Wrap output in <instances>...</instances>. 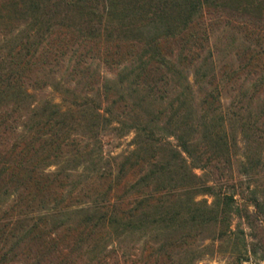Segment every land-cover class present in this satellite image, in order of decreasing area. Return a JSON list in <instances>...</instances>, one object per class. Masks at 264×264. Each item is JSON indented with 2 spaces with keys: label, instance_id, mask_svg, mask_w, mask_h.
<instances>
[{
  "label": "trees",
  "instance_id": "obj_1",
  "mask_svg": "<svg viewBox=\"0 0 264 264\" xmlns=\"http://www.w3.org/2000/svg\"><path fill=\"white\" fill-rule=\"evenodd\" d=\"M97 3L98 0H0V131L8 129L13 112L24 110L18 114L19 129L12 139H3L0 134V200L14 197L2 207L7 217L0 219V238L8 242L0 245V264L16 260L32 241L37 248L33 254L24 253L32 258L26 264H76L81 250L89 253L87 260H100L113 236H118V264H124L129 255L132 243H126L128 238H141L145 243L152 239L155 244L156 259L152 263L140 259L138 264H197L207 251L204 245L195 244V239L208 238L211 244L229 240L234 233L233 214H238L250 228L256 224L254 220L264 221V184L252 177L264 171V167L257 169V163L264 165V159L253 163L242 152V172L255 182L247 186L248 201L241 204L235 202L234 192L217 191L208 177L193 169L204 166L211 157L234 156L237 130L247 145V130L254 131V122L264 115V97L255 110L248 108L239 113L242 105L238 102L245 96L249 104L254 93L238 91L237 100L223 112L208 116L206 107L216 108L213 103L218 99L217 86L206 90L198 102H193V87L198 90L197 84L208 76L211 60L203 58L195 64L189 79L182 47L186 40L198 37L199 29L204 30L208 10L221 14L224 8H230L264 18V0ZM18 21L17 29L10 30L8 24ZM74 32L85 42L94 40L105 55L116 53L113 61L123 62L116 76L104 77L102 97L108 103L104 110L109 112L117 98L134 94V111L126 118L113 117L120 127L133 128L134 134L132 146L118 159L115 173L98 171L99 176H106L107 183L99 182L94 195L70 206L61 203L65 197L61 189L56 192L54 188L63 184L58 176L70 175L65 173L70 169V159L83 155L88 145H75L73 134L79 125L93 130L100 119L106 124L111 117L99 110L98 103L86 93H78L60 75L55 77L51 67L36 79L37 83H27L24 78L26 69L50 63V54L57 58L63 52L64 40ZM173 38L175 43L183 40L174 56L169 46ZM262 83L264 71L249 88L254 91ZM44 84L58 93L60 101L37 89ZM170 88L175 90L174 95L165 101L164 108H155L153 104L162 101ZM69 92L74 96L69 97ZM5 103L9 106L6 111L1 109ZM63 145L75 148L61 159L58 156ZM94 155L96 160L100 158L99 153ZM48 162L56 163L57 168L45 171L42 167ZM75 175L79 179L81 169ZM75 183L71 181L68 193ZM52 187L53 194L44 196ZM197 194H208L211 199L197 198ZM62 226V230L57 229Z\"/></svg>",
  "mask_w": 264,
  "mask_h": 264
},
{
  "label": "rangeland",
  "instance_id": "obj_2",
  "mask_svg": "<svg viewBox=\"0 0 264 264\" xmlns=\"http://www.w3.org/2000/svg\"><path fill=\"white\" fill-rule=\"evenodd\" d=\"M103 2L105 0H98L97 4L100 6ZM217 14L218 12L214 10H208L204 17L206 20L203 26L204 30L199 29L198 37L193 38V41L192 39L186 40L182 47V51L185 52L186 56L184 70L189 79L192 78L195 64L203 58L211 60V70L208 76H205L197 84L199 85L198 90H196V86L193 87V102L200 101V98L206 90L217 86L216 94L218 99L213 103L216 108L212 110L206 107L208 116L213 114L217 116L220 111L223 112L230 102L233 103L237 100L235 93L238 91L246 95L254 93V96L249 104H247L244 96L238 102V105H242V107H239L237 111L239 113H245L248 108L255 110L257 107L256 104L264 97V83L255 87L256 89L254 91L252 88H249V85H251L254 78L260 76L261 72L264 71V18L261 16L260 18H255L249 12H235L230 8H224L221 14ZM19 23V21L17 23L14 22L13 24H8V26L10 30L14 31L17 29V24ZM1 28H3L2 24H0ZM1 34L0 32V36ZM179 42L181 43L183 40L180 39ZM64 43L63 52L58 53L57 58H53V54H50L47 57V60L51 61L50 63L39 65L38 68L34 65L31 69H26L24 79H26L27 83H37L35 82L36 79L41 78L43 72L51 67L50 71L52 74H55V77H59L60 75L71 86H75L79 91L76 90L78 93H86L94 102L98 103L99 110L111 117L110 122L106 124L100 119L95 126H92L94 128L93 130L79 125L76 128L78 132L73 134L75 138L74 144L80 146L84 142H87L88 145L84 150L91 152H85L83 150V155L81 154L75 160L70 159L68 162L70 169L65 172L70 175L63 174L64 176H58V179L63 184H60V187L54 188L56 192H59L61 189L60 191L65 197L61 203H68V205L73 206L77 205V203H84L85 199L94 195L99 182L103 181L102 184L107 183L106 176H99L98 171L105 170L114 174L118 159L132 146L131 138L134 134V129L120 127L118 120L116 121L113 117H123V115H126L124 116L126 118L134 111L131 107V96L134 97V94H127L119 100L117 98V101L111 103L110 111L106 112L104 106L108 103L102 97L103 91L101 87L102 83L105 82L104 77L116 76L118 67L123 62L118 63L117 61H113L112 59L117 57L116 53H108L105 55L102 46H100L101 48H97L98 44L94 40L85 42L81 38V35L75 32L73 35L66 37ZM180 43H175L174 38L171 39L169 46L171 47L173 56L177 55L176 53L180 47ZM40 46H38V50H40ZM192 55L195 57L189 59L188 57ZM37 89L41 93L51 95L55 100L60 101L58 93L51 89L50 85L44 84L42 88ZM174 91L172 88L165 91L164 99L154 103L153 106L155 108H164L165 101L174 95ZM68 94L70 95L69 97L74 96L73 92H69ZM200 106V104L199 106L196 105V107ZM7 108H9L7 103L1 106V109L4 111ZM233 109L236 108L233 107ZM165 111L166 114L167 109ZM13 113L8 129L6 128L7 130L0 131L1 137L6 140L12 139V136L18 131L21 116L18 114L24 113V110L18 109ZM236 124L237 122L234 125ZM254 126V131L247 130L246 132L247 137L245 142L247 145L238 137L240 130L235 131L234 135H237L236 140L238 146L235 150V155H232L230 159H226L222 155L214 158L211 157V160L207 164H204V166L193 167L195 172L208 177L217 191L234 192V199L237 204L248 201L246 200L248 198L247 186H252V183L255 182L252 180L254 177L258 182L264 184V171L256 172L254 174L255 176L253 175V178L250 179L247 177L248 173H243L241 168L243 161L242 152L247 153L253 163H257V160L261 162L264 159V115H261L254 122ZM0 128H3V125H0ZM88 134L90 135L88 136ZM74 148L63 145L60 150L62 154L60 152L58 158L61 155H69L74 151ZM94 153L97 155L99 153L100 158L98 160L94 158ZM63 156H61V159H63ZM259 157L262 158L259 159ZM57 166L56 163L48 162L42 168L50 172L54 171ZM260 167L263 168L264 165L258 162L257 169ZM80 169L81 175L77 179L75 174ZM75 180V188L71 190V193H68L69 191L67 192V189L71 181ZM53 187L45 191L46 194L44 196H50ZM203 196L207 198V201L211 199V196L208 194H197L196 197L200 198ZM13 199L14 197L11 195L0 200V219H6L7 216L5 215L7 214H3L2 207L10 204ZM248 207L249 209H253L251 204H248ZM254 223L256 224L250 228L244 219L235 213L231 216V227L234 233L229 240H223L221 242L215 240L212 246L210 239L196 238L194 243L204 245V250L207 251L198 260L197 264H264V221H260L258 218V220H254ZM62 228L63 226L57 229L62 230ZM205 231L204 233L208 232L207 230ZM131 239H126V243L128 245L132 243V246H129V255L123 263L133 264V261H135L134 264H138L140 263V259L141 261H150L149 263H152L155 258L153 251L155 244L152 242V239L148 243L142 242L141 238H136V240ZM6 242L8 241H2V238H0V245H5ZM36 248L35 241H32V245L29 248L25 246L17 254L16 260L1 264H26V261L32 258L29 256L25 257L24 253L33 254ZM101 254H103V257L100 260L95 258L87 260L89 253L86 250H81L75 258V261L76 264H118V236L112 237V240L105 245ZM172 257H175L174 254ZM161 259L166 258L162 256Z\"/></svg>",
  "mask_w": 264,
  "mask_h": 264
}]
</instances>
